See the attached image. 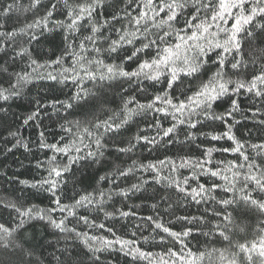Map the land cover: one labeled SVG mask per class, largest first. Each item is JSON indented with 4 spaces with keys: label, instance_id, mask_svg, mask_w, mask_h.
I'll list each match as a JSON object with an SVG mask.
<instances>
[{
    "label": "snow or ice",
    "instance_id": "6c2138e0",
    "mask_svg": "<svg viewBox=\"0 0 264 264\" xmlns=\"http://www.w3.org/2000/svg\"><path fill=\"white\" fill-rule=\"evenodd\" d=\"M61 3L67 23L65 20H53V15ZM40 5L41 0H30L28 7L23 10H39ZM107 7H109L107 0H78L76 3H71L70 0H48V6L43 14L36 15L33 13L34 18L31 22L22 27L6 30L7 25L0 23V49L11 48L13 59L18 57L21 60H26V68L17 72L14 80L10 77L7 87L0 86V101L7 102L13 97L19 96L22 88L33 78L57 79V76L53 75L52 72H48L46 77L34 75L38 69L50 65L38 63L37 59L32 58V53L28 47L33 41L38 40V31L39 35L42 36L44 32L51 31L52 28H64L69 34H78L87 27L90 32L78 42L79 51L72 53L73 66L63 69L59 74L62 80L72 79L80 88L70 98L71 100H79L82 98L81 93L86 94V90L80 87L85 79L104 81L123 78L134 82L137 85V91L144 93L147 92V87L144 86L145 82H154L152 86L159 83L162 78L166 82L163 94H155L147 98L146 102L141 103L135 95L124 100L123 111L120 114L122 119L119 122L109 116L106 120H97L91 127H83L82 129L80 123L76 122L75 137L62 145L45 142L44 133H40L39 147L50 149L54 153L48 157L46 165L43 162H37V167L46 168L47 176L34 183H30L28 180H20L19 183L30 184L32 188L51 193L56 208L51 210L36 209L34 206L24 208L13 202L3 204L0 201V204H3L5 208L16 213L18 221L15 227L0 223V264H13L11 256L17 248L14 234L23 228L27 220L37 219L47 220L51 227L58 229L61 233L74 234L73 238L80 240L88 252L93 254L113 249L119 245L121 252L133 258L146 260L148 264H202L206 255L212 256V253L194 252L185 243V238L189 237L192 228L174 231L171 227L166 226L162 219H154L152 216H148L146 219L154 225L153 231L159 230V233L167 234V237L178 242L180 245L178 250L175 247H169L165 252L154 254L151 251L142 250L134 239H126L116 235L110 227L107 231L112 233L114 237L112 239L90 235L88 232H80L74 227L69 228L67 226L66 221L69 217H76L78 209L94 206L99 211H104L103 204L106 198L111 199L112 195L127 196L128 192L140 191L148 183L146 179L141 177L138 183L131 184L129 188H119L112 193H106L102 190L96 193L89 192L79 195V198H73L70 204L62 203L61 198L57 195L58 189L64 182V175L71 170L74 163L85 158L103 156V149L106 147L102 142L104 135L120 129L134 116L141 113L144 115H147L148 112L162 113L164 117L171 116L172 123L170 126L164 127L160 119H155L154 123L149 124L148 127L155 128L156 135L150 138L147 135L137 134L133 137L135 143L144 141L149 145H158L159 141H164L165 138H167L168 143H172L173 137L177 135V130L182 125H187L188 129H195L201 120H219L224 125V131L217 134L201 133V135H209L213 141L222 139L231 141L233 146L222 150L237 153L240 162L236 160L227 163L220 161L219 163L223 165L222 168L207 167L206 165L211 164V155L214 151V148L208 147L203 152V155L207 157L205 160L182 157L179 164L170 158L147 164H137L136 161H133L132 166L126 169H116V174L119 177H127L129 173L143 169L145 172L154 173L152 179L157 183L166 182L169 188H174L183 194L184 198L191 197L198 204L214 201L225 208L234 204L238 206L243 204L246 208L254 209L264 215V197L259 199L254 197V193L264 194V163H258L255 157H251L246 151V144L237 139L234 134V125L238 124L239 121L234 120V123H228L227 119H234V114L240 111V105L236 99H231L229 109L223 114H216L213 110L214 103L222 97L239 94L242 91L264 101V65H261L258 73H253L249 79L244 80L233 81L226 78L224 71L229 56L234 61L230 63L231 69L239 70L246 67L243 59L245 43L253 51H258L260 58L264 59V48L256 49L252 43L258 38L264 42V0H128L123 16L118 11L111 14V22L126 20V23H122L120 28L113 29L118 34L116 38L103 36L102 30L105 25L110 24L108 17H105L103 22L94 19L98 16L101 8ZM21 8L18 0H13L11 3H8L7 0H0V19L10 18L11 13L18 12ZM185 9H188L190 14L184 20L183 26H179V19L183 16ZM230 21L231 23H229ZM18 36L26 37V39L18 43ZM65 40H68L67 35ZM101 42L107 47H101ZM88 43L92 45L91 52L96 54L93 58H89ZM137 43L139 47H135ZM124 45L134 46L130 55L124 57V60L127 61H138L136 67L131 71L125 69L123 61L106 63L104 59L100 58L101 53H117L118 49L123 48ZM72 46V42H69L68 48L65 49L66 54ZM145 50H154V54L140 59V55L145 54ZM216 50L220 51L216 52ZM212 53L216 54V60L212 62L217 66L216 70L207 80L202 81L191 92V95L182 93L183 98H179L168 91L174 89V85L181 81L182 76L195 78L201 69L208 64L209 54ZM255 62L253 59L252 63ZM50 63L59 65L62 63V57H57ZM69 73L71 75H68ZM37 104V108L23 119L24 125L38 117L41 106L39 102ZM56 104H61L66 108L73 107L69 101L57 100L52 102L53 107ZM129 105L134 106L130 107ZM259 112L260 109L258 108L252 112V115L255 116ZM259 123L264 125V120H260ZM66 131L71 133L73 129L68 127ZM8 135L15 138V143L6 149L8 152H11L18 145L26 150L29 148L28 142L22 138H17V132H9ZM85 137L90 140V143H84ZM157 137H159V141ZM194 137L195 134L188 131L185 139H194ZM63 139L61 137V140ZM135 143L130 141L128 148H120L119 151L130 152L135 147ZM247 147L252 149L256 157L264 158V143H253ZM82 151H84V156L80 155ZM55 154L65 155L67 162L59 163ZM93 162L99 161L93 159ZM164 168H168L171 173L189 168L192 170V175L191 177L183 176L182 179L175 176H164L162 175ZM200 174L210 178L220 177L224 184L213 182L209 187L204 183H197L196 187H191L190 179L196 181ZM100 180L107 181L108 178L101 176ZM217 189L231 193V198L217 200L216 195H214ZM151 206L156 208V204ZM57 209L61 213H66L60 220H56L51 215V212ZM116 214L105 212L106 217H113ZM118 214L121 217L136 215L134 211H119ZM214 215L222 216L224 221H231V213L215 212ZM178 219L192 223L204 221L205 218L203 216H184ZM78 220L83 221L89 228H105L103 223L97 225L95 221L90 222L89 218L84 215L79 216ZM261 223L264 225V221ZM224 227L220 224L216 225L219 235L227 241L229 236L225 234ZM240 231H244V229L241 228ZM142 239L147 241L148 237L144 236ZM165 239L164 235H160L161 241ZM213 252L216 253L218 264H264V226L258 229L256 238L244 243H237L235 250L214 249ZM99 260L100 257L94 255V264H98ZM68 264H71L70 260Z\"/></svg>",
    "mask_w": 264,
    "mask_h": 264
},
{
    "label": "trees",
    "instance_id": "16d2710c",
    "mask_svg": "<svg viewBox=\"0 0 264 264\" xmlns=\"http://www.w3.org/2000/svg\"><path fill=\"white\" fill-rule=\"evenodd\" d=\"M7 2L11 3L13 0H7ZM70 2L76 3L78 0H70ZM18 3L22 6L20 11L11 13L10 18L0 19V23L7 25L6 30H11L13 27L19 28L31 22L34 18L33 13L42 15L48 6V0H41L39 10L24 11L23 9L28 7L30 0H18ZM107 3L109 7L101 8L98 16L94 19L103 22L105 17H108L110 24L105 25L102 30L103 36L116 38L118 34L113 29L120 28L122 23H126V20L111 22V14L118 11L123 16L128 0H107ZM189 14V10L185 9L183 16L179 19V26H183L184 20ZM53 20H65L67 23L62 3L56 9ZM50 27H52L51 24ZM89 34L87 27L78 34H69L64 28H52L51 31L44 32L42 36L39 35L38 31V40L28 45L32 58L37 59L40 64L50 65L38 69L34 75L46 77L48 72H52L53 75L57 76V79L33 78L22 88L19 96L13 97L7 102L0 101V201L3 204L13 202L24 208L34 206L36 209L44 210L56 208L51 193L32 188L30 184L19 183L20 180H28L30 183H34L47 176L46 168L37 167V162L40 161L46 165L48 157L54 153L50 149L39 147L41 132L44 133L45 142L62 145L75 137L76 122L80 123L81 129L91 127L97 120H106L109 116L119 122L122 119L120 114L123 111L124 100L130 96L135 95L137 100L143 103L155 94H163L166 88V82L163 78L154 86H152L154 82H145L146 93L137 91V85L134 82L123 78L104 81L85 79L80 87L86 90V94L81 93L82 98L79 100H71L70 98L80 88L72 79L62 80L59 74L63 69L73 66L72 53L79 51L78 42ZM66 35L68 36L67 41L65 40ZM25 39L26 37L18 36L17 42ZM69 42H72L73 46L68 49L66 54L65 49L68 48ZM252 43L256 49L264 48V42L259 38ZM100 46L107 47L102 42ZM135 47H139V44H135ZM87 48L90 53L89 58L95 57L96 54L91 52L92 45L90 43L87 44ZM243 48V59L246 67L239 70L231 69L230 63L234 61L229 56L224 68L226 78L233 81L249 79L251 74L258 73L261 65H264V59L260 58L258 51H253L247 43L244 44ZM133 50V45H124L123 48L118 49L117 53H101L100 58L104 59L106 63L123 61L125 69L131 71L136 67L138 61H127L124 60V57L130 55ZM219 51L216 50V52ZM152 54H154V50H145V54H141L140 59ZM57 57H62V63L59 65L51 64L50 62ZM253 59L256 61L254 64L252 63ZM215 60L216 54H209L208 64L201 69L195 78L182 76L181 81L174 85V89L168 91L179 98H183L182 93L191 95V92L216 70L217 66L212 63ZM25 68L26 60H21L18 57L13 59L11 48L0 49V86L7 87L9 78L14 80L15 74ZM231 99L238 101L240 111L234 114V119L227 118L228 123H234V120L239 121L238 124L234 125V134L237 139L246 144V151L251 157H255L258 163H264V158L256 157L252 149L247 147L253 143H264V125L259 123L260 120H264V101L242 91L239 94L222 97L215 102L213 105L214 112L216 114L226 112L229 109ZM57 100L69 101L73 107L66 108L61 104H56L53 107L52 102ZM37 102L41 106L38 117L24 125L23 119L37 108ZM129 106L133 107L134 105ZM258 108L260 112L253 116L252 112ZM250 109L252 111H249ZM155 119H160L164 127L170 126L172 123V117H164L162 113L148 112L147 115L141 113L134 116L120 129L106 133L102 141L106 145L103 149L104 155L98 158H85L74 163L71 170L64 175V182L58 189L57 195L61 198L62 203L70 204L73 198H79V195L89 192L96 193L102 190L106 193H112L119 188H129L131 184L138 183L141 177L146 179L148 183L140 191L128 192L127 196L112 195L111 199L106 198L103 204L104 211H99L94 206L78 209L77 216L69 217L66 221L67 226L69 228L74 227L80 232H88L90 235L112 239L114 238L112 233L107 231L110 227L116 235L126 239H134L142 250L151 251L154 254L165 252L169 247H175L178 250L180 247L178 242L167 237V234L159 233V230L154 232V225L146 219L148 216H152L154 219L160 218L166 226L171 227L174 231L192 228L189 237L185 238V243L194 252L212 253L211 257L205 256L202 264H218L216 253L213 250H235L237 243H244L256 238L258 229L264 226L261 223L264 221V215L254 209L246 208L243 204L239 206L234 204L227 208L214 201L198 204L191 197L184 198L183 194L174 188H169L166 182L157 183L154 181L152 179L154 173L150 171L145 172L143 169H138L129 173L127 177H119L116 174V169H126L132 166L133 161H136L137 164H147L170 158L179 164L182 157L205 160L207 157L203 155V152L208 147L214 148V151L211 155V164L206 166L215 169L223 167L219 163L220 161L227 163L236 160L240 162L238 154L222 150L232 147L231 141L226 139L213 141L211 136L201 135V133L217 134L224 131V125L219 120H201L195 129H188L187 125H182L178 128L172 143H168L167 138L164 141H159V137H157L158 145H149L144 141L135 143L133 137L137 134L147 135L150 138L156 135V129L148 127L149 124L154 123ZM68 127H72L71 133L66 131ZM101 131L103 130L101 129ZM188 131L195 134L194 139H185ZM9 132H17V138H22L28 142L29 148L26 150L18 145L11 152H8L6 149L15 143V138L9 136ZM61 137L64 139L61 140ZM130 141L135 143V147L130 152H120V148L129 147ZM84 143L88 144L90 140L85 137ZM55 155L59 163L67 162L65 155ZM80 155L84 156V151ZM93 159H98L99 162H93ZM162 175L182 179L183 176L191 177L192 170L185 168L180 169L177 173H171L168 168H164ZM101 176L107 177L108 180H100ZM213 182L224 184L220 177L210 178L203 174H200L196 181L190 179L191 187H196L197 183H204L210 187ZM214 195H216L217 200L232 196L231 193H226L222 189H217ZM254 197L259 199L264 197V194L254 193ZM3 204H0V223L15 227L18 222L16 213L5 208ZM153 204H156V208L151 206ZM119 211H134L136 215L121 217L118 214ZM105 212L117 214L113 217H106ZM215 212L231 213V221H224L222 216H215ZM51 215L56 220H60L66 213H61L57 209L51 212ZM81 215L87 216L90 222L95 221L97 225L103 223L105 228H89L83 221L78 220ZM184 216H203L205 219L192 223L178 219ZM217 224L225 226V234L229 236V240L226 241L219 235V231L216 229ZM241 228L244 231H240ZM160 235H164L166 239L161 241ZM144 236L148 237L147 241L142 239ZM73 237L74 234L61 233L58 229L51 227L47 220H27L23 228L14 234L17 248L11 256L13 264H68L69 260L71 264H94V255L100 257L98 264H148L146 260L133 258L121 252L119 245L113 249L93 254L88 252L80 240ZM65 249L67 251H64Z\"/></svg>",
    "mask_w": 264,
    "mask_h": 264
}]
</instances>
